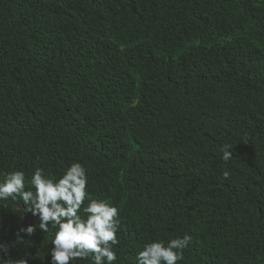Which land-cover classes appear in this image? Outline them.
Wrapping results in <instances>:
<instances>
[{
	"label": "trees",
	"instance_id": "16d2710c",
	"mask_svg": "<svg viewBox=\"0 0 264 264\" xmlns=\"http://www.w3.org/2000/svg\"><path fill=\"white\" fill-rule=\"evenodd\" d=\"M73 163L114 264L186 235L177 264H264V0H0V183ZM27 208L0 200V264H51Z\"/></svg>",
	"mask_w": 264,
	"mask_h": 264
},
{
	"label": "clouds",
	"instance_id": "9594fccd",
	"mask_svg": "<svg viewBox=\"0 0 264 264\" xmlns=\"http://www.w3.org/2000/svg\"><path fill=\"white\" fill-rule=\"evenodd\" d=\"M229 146L221 149L222 160L227 163L232 159ZM225 179L228 174H224ZM32 190H25V175L16 171L7 173L0 183V200L7 201L19 197L23 204L40 220L39 227L47 232L48 226L56 229L50 252L51 264H70L73 260L92 257V264H114L117 245L119 215L115 207L106 202L91 200L84 207L87 198V179L84 168L73 163L66 173L57 181L47 178L43 170L35 168L31 176ZM83 207L86 219L78 214ZM20 232L32 236L35 228L29 226ZM20 240V234H17ZM191 243L190 236L163 242H151L143 247L137 255L138 264H177L183 259V251ZM0 251H7L0 245ZM15 264H26L20 259Z\"/></svg>",
	"mask_w": 264,
	"mask_h": 264
}]
</instances>
